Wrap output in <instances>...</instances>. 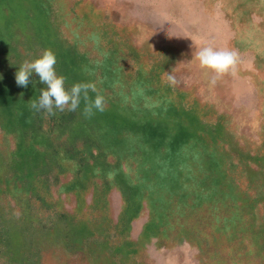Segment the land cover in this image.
<instances>
[{"label":"rangeland","instance_id":"1","mask_svg":"<svg viewBox=\"0 0 264 264\" xmlns=\"http://www.w3.org/2000/svg\"><path fill=\"white\" fill-rule=\"evenodd\" d=\"M45 49L103 112L30 108ZM0 264H264V0H0Z\"/></svg>","mask_w":264,"mask_h":264},{"label":"clouds","instance_id":"2","mask_svg":"<svg viewBox=\"0 0 264 264\" xmlns=\"http://www.w3.org/2000/svg\"><path fill=\"white\" fill-rule=\"evenodd\" d=\"M98 41V38L94 37ZM198 61L199 67L206 73H213L211 80L215 84L216 79L227 73H235L239 57L235 50L218 49L214 46L199 47L192 53V58ZM57 57L50 49L31 60L21 63L15 73V80L18 86L27 87L30 77L35 74L39 82L44 85L40 89L38 99L33 100L30 108L35 112H46L48 115H55L57 111L63 112L66 109L75 112L83 101V114L91 117L95 112H103L105 100L97 91L94 82H77L70 87L66 86V78L57 71ZM169 82L174 84L175 80L169 76ZM96 93L91 97L89 93Z\"/></svg>","mask_w":264,"mask_h":264},{"label":"trees","instance_id":"3","mask_svg":"<svg viewBox=\"0 0 264 264\" xmlns=\"http://www.w3.org/2000/svg\"><path fill=\"white\" fill-rule=\"evenodd\" d=\"M163 121H164V120H162V118H160V120L152 119V122H153L154 125H156V126H159V125H160V126H159V129L162 127ZM164 131H165V130H163V132H164ZM164 163H165V167L168 168V163H167L166 161H164ZM197 187L199 188V186H197V185H195V184H192V189L195 190L197 194H199V192L197 191ZM126 193H127V192H125V194H126ZM187 193H188V192H187Z\"/></svg>","mask_w":264,"mask_h":264}]
</instances>
